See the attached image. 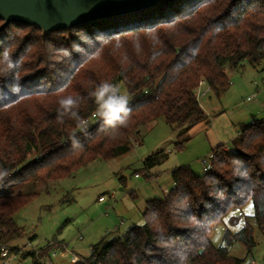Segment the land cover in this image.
Returning a JSON list of instances; mask_svg holds the SVG:
<instances>
[{
    "label": "trees",
    "instance_id": "1",
    "mask_svg": "<svg viewBox=\"0 0 264 264\" xmlns=\"http://www.w3.org/2000/svg\"><path fill=\"white\" fill-rule=\"evenodd\" d=\"M245 61L264 64V0H160L46 37L10 23L0 32V185L61 180L95 160L119 158L140 142L142 127L160 118L188 132L208 119L196 96L200 81L219 97L231 85L229 72H240ZM103 82L124 86L132 109L127 127L113 129L101 119L80 124L96 112L90 93ZM68 95L76 104L64 112L59 100ZM211 155L202 175L174 169L175 186L147 202L143 224L93 246L75 264H242L229 246L240 242L251 253L250 223L227 231L220 247L210 235L249 202L264 234V119L243 128L234 150L221 145ZM165 160L151 156L145 167ZM33 197H0V260L2 249L20 253L12 247L23 236L14 216ZM46 254L22 257L44 264Z\"/></svg>",
    "mask_w": 264,
    "mask_h": 264
},
{
    "label": "rangeland",
    "instance_id": "2",
    "mask_svg": "<svg viewBox=\"0 0 264 264\" xmlns=\"http://www.w3.org/2000/svg\"><path fill=\"white\" fill-rule=\"evenodd\" d=\"M243 66L240 72H229L231 85L225 93L216 97L211 90V98L200 99L208 119L186 133L172 130L160 118L142 127L140 142H133L131 151L119 158L95 160L61 180L0 185V197L34 195L14 216L23 236L12 247L20 253L9 254L0 264H33L22 253L43 250L45 264H75L89 257L93 246L143 224L147 202L173 188L174 169L188 166L202 175V160L213 149L222 145L234 150L243 128L264 119V66L252 67L247 61ZM117 87L128 96L122 84ZM253 95L256 98L248 101ZM158 155L166 156L164 163L147 170L145 160ZM253 216L252 202L231 210L212 231V244L223 246L227 231L235 234L250 223L255 242L251 253L234 242L230 256L244 260L242 264H264V234Z\"/></svg>",
    "mask_w": 264,
    "mask_h": 264
},
{
    "label": "water",
    "instance_id": "3",
    "mask_svg": "<svg viewBox=\"0 0 264 264\" xmlns=\"http://www.w3.org/2000/svg\"><path fill=\"white\" fill-rule=\"evenodd\" d=\"M160 0H0L2 32L10 23L38 28L44 37L96 20L129 15Z\"/></svg>",
    "mask_w": 264,
    "mask_h": 264
},
{
    "label": "clouds",
    "instance_id": "4",
    "mask_svg": "<svg viewBox=\"0 0 264 264\" xmlns=\"http://www.w3.org/2000/svg\"><path fill=\"white\" fill-rule=\"evenodd\" d=\"M68 55L70 57V53ZM90 95L94 98L97 105L95 115L103 121L104 125L113 129L119 126H128L132 112V109L129 107V96L121 94L120 89L116 85L103 82ZM75 104L76 99L72 95L59 100L60 108L64 112L70 111ZM73 115L75 116V113ZM80 124L83 126L86 122L81 120Z\"/></svg>",
    "mask_w": 264,
    "mask_h": 264
},
{
    "label": "built area",
    "instance_id": "5",
    "mask_svg": "<svg viewBox=\"0 0 264 264\" xmlns=\"http://www.w3.org/2000/svg\"><path fill=\"white\" fill-rule=\"evenodd\" d=\"M262 86L264 87V82L262 83ZM203 88H205V89H203ZM210 92H211V88L208 86L206 81L205 80H201L200 83H199V87L197 89V93H196L198 101H200V99L206 97ZM255 98H256V95H253V96L248 98V101H251V100H253ZM95 113L96 112H94L89 118H86L84 120L86 122V124L83 125V126H89L93 122L99 120V118L95 115ZM211 159H212V155H210V157L208 159L202 160V163H203V166H204V168H203V172L204 173H206L208 170L211 169ZM168 193H169V191L166 192V194H168ZM1 257L3 259L9 258V252L7 250L2 249L1 250Z\"/></svg>",
    "mask_w": 264,
    "mask_h": 264
},
{
    "label": "crops",
    "instance_id": "6",
    "mask_svg": "<svg viewBox=\"0 0 264 264\" xmlns=\"http://www.w3.org/2000/svg\"><path fill=\"white\" fill-rule=\"evenodd\" d=\"M263 66H264V64L262 65V67H263ZM208 97L211 98V94H210V93H209L206 97H204V98L206 99V98H208ZM201 107H202V105H201ZM202 109L204 110L203 107H202ZM224 148H225L226 151H232V150H233V149L231 150L228 146H225ZM172 186L174 187L175 184L172 183Z\"/></svg>",
    "mask_w": 264,
    "mask_h": 264
}]
</instances>
